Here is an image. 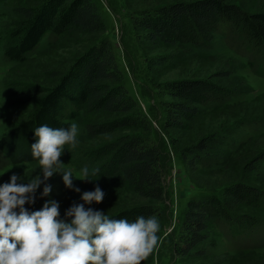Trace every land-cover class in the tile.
Wrapping results in <instances>:
<instances>
[{"label": "trees", "instance_id": "obj_1", "mask_svg": "<svg viewBox=\"0 0 264 264\" xmlns=\"http://www.w3.org/2000/svg\"><path fill=\"white\" fill-rule=\"evenodd\" d=\"M15 14L20 19L0 37V54L10 62H25L26 56L45 36L60 37L71 29H77L91 44L70 61L65 71L50 72L54 84L49 88L29 89L37 98L30 114L0 136V156L4 164L38 162L32 156L31 145L36 142L34 131L41 125L68 128L81 116H101L100 121L83 126L86 139L98 145L88 157L92 159L78 164V168L99 163L100 174L120 177L128 191L127 199L104 213L111 219L129 222L140 216H159V204L165 197L162 154L149 135L151 121L128 92L110 41L102 37L107 28L96 1L41 0L36 6L16 9ZM130 22L134 29L141 31L138 36L146 46L186 43L199 49L208 48L215 34L222 36L228 30L247 48L260 56L264 54V11L247 13L240 5L227 0H174L134 11ZM147 61L151 66H162L170 59L156 56ZM228 76L224 71H216L205 79L174 80L157 85L160 92L170 98L163 103L162 128L179 133L176 145L181 163L189 180L203 189L199 195L188 199L177 234L170 240L172 254L181 258L206 256L203 246L212 224L229 226L235 236L242 235L245 224L256 227V219L239 216L236 212L243 206L255 209L264 205V192L238 179L241 172L249 174L257 164L264 162V134L249 140L252 156L242 164L240 172L210 171L224 163L225 149H232L233 138L218 134L216 122L208 123L200 108L226 100L230 92L225 89L223 80ZM261 116L262 112H256L245 116L248 119L245 121L260 126L263 120L257 119ZM185 131L192 134L183 141L180 132ZM102 204L94 203L85 208L100 211ZM42 207L43 204L36 203L25 205L29 212ZM68 209L59 207V220H66ZM225 259L213 258L207 264H225Z\"/></svg>", "mask_w": 264, "mask_h": 264}, {"label": "rangeland", "instance_id": "obj_2", "mask_svg": "<svg viewBox=\"0 0 264 264\" xmlns=\"http://www.w3.org/2000/svg\"><path fill=\"white\" fill-rule=\"evenodd\" d=\"M40 1L0 2V37L13 22L20 19L15 14L16 9L36 6ZM95 1L107 28L102 37L110 41L128 92L136 100L138 109L151 121L149 135L162 154L161 172L165 197L163 203L159 204V216H157L160 225L157 233L158 243L142 264H207L211 259L218 257H226L225 264H264L263 204L255 209L246 206L238 209L237 215L256 219L257 223L253 228L243 225L242 235H232V228L229 226L212 224L208 241L203 246L206 249L204 258L195 256L181 258L172 254L170 240L177 234L182 211L188 199L199 195L203 189L189 180L181 163L176 145L179 133L162 128L163 103L170 98L157 88V85L161 86L164 82L174 80L205 79L216 71L228 73L229 76L223 80V83L230 95L226 96L223 103L208 104L200 109L208 123L216 122L215 130L218 134H225L230 139L231 135L233 138L232 149H225L227 158L224 163L215 165L210 171L220 172L226 169L230 172L237 170L240 172L242 164L252 156L249 140L257 134H264V54L260 56L258 52L247 48L228 30L222 36L215 34L208 48L199 49L186 43L175 46H146L138 36L141 31L133 28L130 15L134 11L174 0ZM227 1L240 5L247 13L264 11V0ZM89 44L91 42L86 36L77 29H71L60 37L45 36L36 49L26 56L23 63L10 62L0 54V136L30 114L37 98L29 89L49 88L54 84V79L49 76L50 72L65 71L70 61ZM156 56L168 57L170 62L162 66L149 65L147 60ZM256 112H262V116L257 119L263 120L260 126L246 123L245 120L248 119L245 116ZM101 119V116H81L73 121L78 128L77 145L75 148L65 145L60 157V162L64 164L60 166V170L71 171L75 178L73 188H66L62 174L54 173L46 182L52 188L50 195L41 198L44 187L41 184L35 194L36 204L54 200L58 202L59 207L70 208L73 204L83 203L81 199L83 193L94 191L96 187L105 193L100 207L103 213L107 208L117 207L121 201L127 199L128 191L126 186L124 188L120 177L100 174V171L95 176L91 175L92 169H99L98 166H101L99 163L88 167L92 182L79 180L83 177L78 164L81 165L83 162H88L87 159H92L88 157L92 156V148L98 145L97 142L86 139L83 126ZM242 122L244 124H241ZM191 134L192 132H180L183 141L188 140ZM81 151H83L82 155ZM13 174L21 177L18 183L26 184L37 175H41L43 179L38 162L8 166L0 156V185L10 182ZM240 174L238 179L242 183L264 192V162L257 164L253 172ZM61 188L64 190L62 191ZM76 188L80 191H75ZM221 190L222 187L217 192Z\"/></svg>", "mask_w": 264, "mask_h": 264}, {"label": "clouds", "instance_id": "obj_3", "mask_svg": "<svg viewBox=\"0 0 264 264\" xmlns=\"http://www.w3.org/2000/svg\"><path fill=\"white\" fill-rule=\"evenodd\" d=\"M77 132L76 123L68 128L46 124L36 128L31 153L43 179L37 175L24 184L13 174L10 182L0 185V264H142L157 246L160 225L155 215L129 222L85 208L103 201L105 193L99 187L84 192L83 203L73 204L65 213L66 220L58 219L59 204L54 200L46 201L38 211L25 208L35 203L41 184V198L50 195L52 188L46 182L54 173H61L64 186L73 188L75 178L71 171L60 170L64 165L60 157L65 145L76 147ZM98 172L92 169L91 175ZM81 175L79 180L93 181L87 167Z\"/></svg>", "mask_w": 264, "mask_h": 264}]
</instances>
